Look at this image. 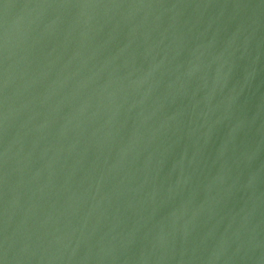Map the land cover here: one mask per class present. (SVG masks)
<instances>
[{
	"label": "water",
	"instance_id": "water-1",
	"mask_svg": "<svg viewBox=\"0 0 264 264\" xmlns=\"http://www.w3.org/2000/svg\"><path fill=\"white\" fill-rule=\"evenodd\" d=\"M0 264H264V0H0Z\"/></svg>",
	"mask_w": 264,
	"mask_h": 264
}]
</instances>
